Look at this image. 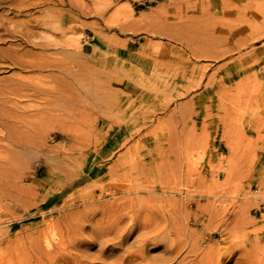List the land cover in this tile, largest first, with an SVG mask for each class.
<instances>
[{
    "label": "rangeland",
    "instance_id": "obj_1",
    "mask_svg": "<svg viewBox=\"0 0 264 264\" xmlns=\"http://www.w3.org/2000/svg\"><path fill=\"white\" fill-rule=\"evenodd\" d=\"M0 49L57 66L0 57V264L112 220L150 259L264 264V0H0Z\"/></svg>",
    "mask_w": 264,
    "mask_h": 264
},
{
    "label": "bare ground",
    "instance_id": "obj_2",
    "mask_svg": "<svg viewBox=\"0 0 264 264\" xmlns=\"http://www.w3.org/2000/svg\"><path fill=\"white\" fill-rule=\"evenodd\" d=\"M22 41L27 42V39H24V40L22 39ZM18 51H20V50L13 49V50H11V52H12L11 53L9 50L7 51V50L0 49V57L5 59V60H9L11 64H13L14 66L15 65L18 66L21 69L45 68V67L47 68V67H53V66L57 67L55 65L48 63V61L44 58L42 59L44 62L43 64H37V63H32V62L23 60L24 58H29L31 53L30 52L19 53ZM9 53H11V54H9ZM12 82L16 83V84L18 83L20 86H26L25 82H23L21 80H13ZM38 90L39 91L40 90L46 91L45 89L40 88V87H37L34 89V91H38ZM51 90L53 91V89H51ZM6 104H11V105L14 104L13 99L10 98L9 95L7 97H1L0 98V105L5 106ZM12 126L14 128H16L17 125L14 122V123H12ZM19 128L20 129H18V130H20L23 135H26V136L31 135L32 129H30V128L24 129L25 127L22 128L21 126H19ZM8 140L10 141V138H8ZM1 158L2 157L0 156V160H1ZM4 162H7V159L4 160ZM5 164H7V163H5ZM89 174H91V172ZM104 206H105V204H104ZM101 207H103V206H101ZM111 207H112V205H111ZM115 207H114V209H115ZM103 208L105 209V207H103ZM106 208H107V205H106ZM109 209H110V206H109ZM114 209H112V211H111L112 214H114V212H118V210L114 211ZM116 209H117V207H116ZM130 210H131V208L129 209V211ZM123 211H124V209H123ZM102 212H104V211H102ZM72 213H74V212H72ZM125 213L126 212H123L122 214H125ZM112 214H110L111 217L109 216L111 219L107 218L108 220H112V218H113ZM122 214L120 215L121 217H122ZM108 215H109V213H108ZM119 215H117V216L119 217ZM67 216H69V215H67ZM117 216L115 215L114 217L116 218ZM102 217H104V216H102ZM105 217H107V216H105ZM116 220H118V219H116ZM120 222H122V221H120ZM120 222H119V220L118 221L112 220L109 222L107 221V223L105 225H101L100 227H98V224H97L96 225L97 228H95V230L93 229V232H95L97 236L90 237V238H86L82 235V233H83L82 231L84 228H82L81 224H80L81 226H79V225L74 226V223H73L72 224L73 227L68 228V230L66 231L67 232L66 234H68V236H70V234H71V236L66 241L65 240H57L55 243L56 239L55 240L53 239L54 235H53V238H51V237L49 238V237L44 236L45 237L44 249H42L44 245L41 247L42 244L40 243V237L39 236L31 238L29 240V248H31L30 253H32L33 256H35L37 258H38V256L40 257L41 255H43L42 256L43 259H45L46 263H48V264H60V263H63V264H159V263L160 264H170V262L172 261L171 257H166L164 255L165 257H160V258L155 257V258L150 259L144 255V253H143L144 249L148 248L149 245H156L155 243L152 244L153 242H156V236L148 238L147 241H149V242H147V243H145L146 241L144 242V240L146 239L144 237H142L141 240H139V241L137 240L138 242L133 246L134 247L133 250H127L126 248H124V246L127 243L130 235L133 233V231L135 232V230H134L135 226L131 225V226H127V227H120L121 226ZM102 224H103V222H102ZM68 225H69V223H68ZM69 226H71V225H69ZM158 230H159V228H153L152 229V231L156 232V233L158 232ZM165 230H167V229H165ZM171 232H172V228L168 227L167 233L171 234ZM43 234H44V232H43ZM47 234H48V232H47ZM109 235H114V238L108 239L107 236H109ZM94 247H98V250H97V253L92 255L89 253V251L91 248H94ZM41 259L42 258L36 259L35 261H33L32 264H44ZM214 260L217 261L218 263L220 261L218 256L214 259V256L212 255V257L208 256L204 260H200L199 263L200 264H212L211 262H214Z\"/></svg>",
    "mask_w": 264,
    "mask_h": 264
}]
</instances>
